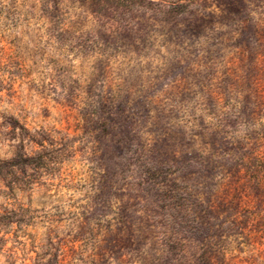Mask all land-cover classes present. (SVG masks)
Segmentation results:
<instances>
[{"label":"clouds","instance_id":"clouds-1","mask_svg":"<svg viewBox=\"0 0 264 264\" xmlns=\"http://www.w3.org/2000/svg\"><path fill=\"white\" fill-rule=\"evenodd\" d=\"M0 264H264V0H0Z\"/></svg>","mask_w":264,"mask_h":264}]
</instances>
